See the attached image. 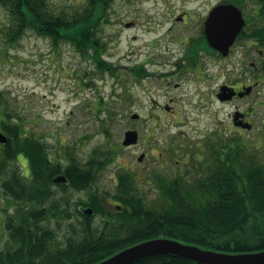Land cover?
I'll return each instance as SVG.
<instances>
[{
  "label": "trees",
  "instance_id": "16d2710c",
  "mask_svg": "<svg viewBox=\"0 0 264 264\" xmlns=\"http://www.w3.org/2000/svg\"><path fill=\"white\" fill-rule=\"evenodd\" d=\"M50 1L0 0L2 54L32 31L50 38L56 49L59 42L70 43L92 56L100 69L106 68L98 32L108 21L114 0H78L58 10ZM222 2L250 9L247 23L253 25L244 28L238 39L254 41L253 49L263 51L257 62L259 73L252 67L262 81L264 0ZM131 69L143 77L142 65ZM3 102L7 103L0 91ZM12 107L11 103L0 106V126L8 136V142L0 146V193L8 199L3 207L0 198L6 236L0 245V264H96L123 248L158 237L226 254L264 249V164L249 152L246 130L237 128L242 136L222 138V129H214L205 143L181 147L194 172L179 169L171 180L157 172L154 185L161 197L154 202L140 196L136 185L142 178L123 166L116 174L115 193L101 194L93 183L113 160L115 150H94L85 163L71 156L70 163L63 166L60 160L51 159L41 137L33 139L34 132ZM203 144L207 149L202 152ZM20 154L29 160V177L17 162ZM59 172H64L67 182H54ZM74 191L86 196L74 201ZM88 206L93 214L83 211ZM133 264L202 263L157 254Z\"/></svg>",
  "mask_w": 264,
  "mask_h": 264
},
{
  "label": "rangeland",
  "instance_id": "374dc122",
  "mask_svg": "<svg viewBox=\"0 0 264 264\" xmlns=\"http://www.w3.org/2000/svg\"><path fill=\"white\" fill-rule=\"evenodd\" d=\"M77 1L50 2L58 10ZM222 1L114 0L98 32L108 62L103 70L72 44L59 42L56 49L50 38L28 31L6 55L0 44V91L47 143L51 159L63 166L71 156L85 163L94 150L116 151L93 183L101 194L115 193L116 174L123 166L142 178L136 185L140 196L158 201L157 172L171 180L179 169L192 170L181 147L205 143L214 129H222V138L242 136L231 118L237 106L252 111L248 149L264 164V79L250 95L224 103L216 96L225 81L251 80L250 64L258 62L252 42L241 40L229 57L201 53L204 74L184 71L189 58L183 40L199 35V25ZM184 11L191 17L179 18ZM245 14L249 17L250 9ZM1 15L6 18L5 11ZM252 25L248 22L246 29ZM137 65L143 66L145 76L134 75L131 68ZM134 113L140 117L132 118ZM128 129L138 130V144L122 145ZM205 149L203 144L200 150ZM142 152L147 156L139 161ZM72 196L75 201L86 194L74 191ZM0 198L6 206L7 197L0 193ZM4 215L0 210V245L6 238Z\"/></svg>",
  "mask_w": 264,
  "mask_h": 264
},
{
  "label": "water",
  "instance_id": "95a60500",
  "mask_svg": "<svg viewBox=\"0 0 264 264\" xmlns=\"http://www.w3.org/2000/svg\"><path fill=\"white\" fill-rule=\"evenodd\" d=\"M205 21V32L210 46L217 48L224 56L228 55L232 44L235 42L238 33L246 25V18L243 10L234 3H219L210 10ZM222 100L231 99L236 91L228 85L221 87ZM251 87H245V92H250ZM234 90L233 93L224 94V91ZM241 92L240 95H243ZM138 113H134L132 118H139ZM238 117L236 113L235 118ZM7 136L0 128V141L7 142ZM139 133L137 129H128L125 132L123 145L130 146L138 144ZM141 153L139 160L144 158ZM55 182H66L67 176L60 174L53 179ZM87 214H92L93 209H84ZM157 254H174L188 258L202 264H264V249L248 253L231 254L213 249L203 248L198 245L183 243L179 240L158 237L135 243L131 246L106 257L96 264H133L143 258Z\"/></svg>",
  "mask_w": 264,
  "mask_h": 264
},
{
  "label": "flooded vegetation",
  "instance_id": "af4514ba",
  "mask_svg": "<svg viewBox=\"0 0 264 264\" xmlns=\"http://www.w3.org/2000/svg\"><path fill=\"white\" fill-rule=\"evenodd\" d=\"M190 12L189 11H184V14L179 16V18H181L182 20L186 19L187 17H191L190 16ZM205 21H206V18L203 22V24H200V33L199 35L195 36V37H189V36H186L189 38L188 42H186L185 40H183L186 44L188 43V46L187 47V52H186V55H188V61H187V67L184 71H193L195 73H198V74H204V72L202 71V65H203V57L201 56V53L203 54H214L216 56H219V57H227L228 55H231V53L234 51V48L237 46V44H239V42L242 40V39H236L235 43L232 44V47L230 49V52L228 55L226 56H223L218 50L214 49L212 46H210L209 42H208V39H207V36H206V32H205ZM248 42H250L249 40H247L245 43L246 45H248ZM252 42V41H251ZM254 41L251 43L253 44ZM215 50V51H214ZM254 50V49H252ZM248 51V46H246L244 52ZM255 51V50H254ZM83 54V52H81ZM257 56H258V60H260L262 57H263V51L262 50H257ZM229 57V56H228ZM186 60V59H185ZM145 63V61H144ZM258 63L257 62H251L250 65H252L254 68H256V70L258 71L259 73V65H257ZM181 68V67H180ZM181 70L178 71V73L180 72ZM258 73L256 71H253V77L248 80H242V79H238L236 80L235 82H228V81H225L223 83H221L217 88V92H216V96L217 98L220 100L221 98L220 97V93H222V86L224 85H228V87H232L236 93L232 96V98L230 99H227V100H220L221 102H227V101H231V100H234L236 98H241V97H244V96H247V95H250L252 92H254L255 88L258 87L257 85H260V83L262 82L260 80V76L258 77ZM144 76H145V73H144ZM245 87H251L250 89V92H245L244 91V88ZM234 90H230V91H224V94H228L229 92L230 93H233ZM241 92H245L243 93V95H240ZM236 109L234 110V112L231 114V118L233 120V124L241 129L242 130H250L252 131L253 130V127H254V121L251 117L252 115V111L250 109H241L239 108V106L235 107ZM236 113H238V117L235 118L236 116ZM33 136V139H38L37 135L35 133L32 134ZM0 146H2V142L0 143ZM47 149V151L49 150L48 148H45ZM143 154H146L145 157L147 156V152H142ZM28 158L23 155V154H20L18 156V159H17V162L18 164L20 165L22 171L24 172V174L29 177L30 176V164H29V160H27ZM144 159V158H143ZM142 159V161H143ZM59 174H64V172H59L56 174L59 175ZM115 203V202H114Z\"/></svg>",
  "mask_w": 264,
  "mask_h": 264
}]
</instances>
